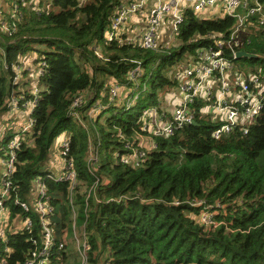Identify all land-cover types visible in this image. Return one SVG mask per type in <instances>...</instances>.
Returning a JSON list of instances; mask_svg holds the SVG:
<instances>
[{"label":"trees","instance_id":"1","mask_svg":"<svg viewBox=\"0 0 264 264\" xmlns=\"http://www.w3.org/2000/svg\"><path fill=\"white\" fill-rule=\"evenodd\" d=\"M47 1L49 8L39 16L24 9V21L0 53L2 114L12 89V73L4 69V63L9 66L19 55L36 50L30 47L33 43L46 46L44 51H35L44 56L47 68L40 80L44 91L33 113L32 146L23 145L17 155L13 180L19 192L28 193L32 181L43 174L56 137L68 133L70 155L81 182L74 196L77 224L86 221L89 264H264V108L246 135L236 129L214 140L211 135L218 125L195 118L196 126H183L169 138H157L156 149L139 168L120 164L112 155L123 148L117 131L132 139L138 112L157 105L158 97L173 86L168 77L172 67L186 54L209 46L210 40L192 42L194 37L228 33L234 19H201L187 9L177 37L180 45L157 53L116 41L103 45L110 18L125 0ZM247 37L250 44L240 49L257 58L236 60V66L243 74L264 78V27ZM93 45L100 46L106 61L94 56ZM134 60L142 61L150 93L139 107L126 112L109 109L94 123L101 137V175L107 183H99L95 194L101 203L91 198L85 215L83 189L92 185L93 178L86 172L87 135L68 116L72 97L86 90L100 91L110 77L122 81ZM84 64H89L90 72L81 67ZM105 113L110 115L102 119ZM47 186L59 238L60 230L71 223L66 185L48 181ZM192 202L214 208L216 228L195 221L200 207H192ZM8 237L12 249L8 264L23 261L31 249L29 236ZM74 254L54 250L51 262L79 264Z\"/></svg>","mask_w":264,"mask_h":264},{"label":"built area","instance_id":"2","mask_svg":"<svg viewBox=\"0 0 264 264\" xmlns=\"http://www.w3.org/2000/svg\"><path fill=\"white\" fill-rule=\"evenodd\" d=\"M7 1L8 10L0 12L1 54L3 45L9 43L24 21V9L39 16L50 5L47 0ZM187 9L201 19L230 17L234 19V26L225 34L194 37L192 42L210 40L209 46L186 54L179 64L172 67L168 77L173 86L158 97L157 105L145 106L138 112L137 131L132 139H126L120 130L117 131L116 138L123 148L112 155L120 164L141 167L156 149L157 138L173 136L195 118H206L218 125L211 135L214 140H220L236 129L246 135L264 108V78L240 72L235 57L244 44H250L247 36L252 30L264 27V4L259 0H125L110 18L102 43L108 46L116 41L131 48L157 53L177 48L180 45L177 37L184 20L183 12ZM212 10L216 11L213 15ZM167 29L172 45L165 43L161 37ZM91 50L96 58L105 60L97 45H93ZM131 63L132 67L122 81L110 77L104 80L100 91L86 90L72 97L68 116L87 135L86 172L93 178L92 185L85 187L82 194L85 215L91 198L96 204L101 203L95 194L99 183H107L101 175V137L94 123L109 109L126 112L139 107L147 90L149 82L142 61ZM8 68L12 73V89L5 100V112L0 114V264H8L7 258L12 253L8 236L17 233L29 236L31 249L23 261L14 264H52L54 250L69 249L67 233L71 236L70 251L78 254L79 264H89L86 221L81 226L77 224L74 196L81 182L70 155L71 135L61 133L56 137L51 150L55 155L51 161L55 172L43 171L42 175L36 176L27 194L23 196L13 180L18 152L23 145L32 146L33 143L36 123L33 113L44 91L40 80L46 73L47 63L44 56L31 51L19 55L9 66L4 63V69ZM48 181L66 185L65 205L70 211L71 223L60 230L59 242ZM190 205L200 207L195 216L200 226L209 229L217 227L212 206L202 202ZM14 209L20 210V213H13Z\"/></svg>","mask_w":264,"mask_h":264},{"label":"rangeland","instance_id":"3","mask_svg":"<svg viewBox=\"0 0 264 264\" xmlns=\"http://www.w3.org/2000/svg\"><path fill=\"white\" fill-rule=\"evenodd\" d=\"M7 10H8V1H7V0H6V1H1V0H0V12L3 13V12H5V11H7ZM215 12H216V11H215ZM208 16H209V15H208ZM209 17H213V16H209ZM165 43H167V44L170 43V45L173 44L172 41L170 42L169 38L167 39V41H165ZM30 47L33 48V49H36V50H34V51H44V50H46V48H45L46 46H45V45H42V44H39V43H33V44L30 45ZM99 48H100V46H99ZM81 67L84 68L85 71L90 72V70H89V64H84L83 66L81 65ZM7 82H8V78H7ZM148 93H150V87H149V84H148V86H147V90H146V92L142 95V99H141L142 102L147 98ZM109 115H110V114L105 113V115L103 116L102 119L107 118ZM53 159H55V155H54V153H51V152H50V153H49V156H48V158H47V161L45 162L44 166H43L42 169H41V172H43V171H51V172H53V173L55 172L56 168L51 164V161H52ZM83 190H84V189H83ZM29 204H30V202H29ZM30 206H31V204H30ZM70 237H71L70 234L67 233V235H66V238L68 239L67 243H68V245H70V246L68 247V248H69L68 251H70V250L72 249V244L70 243V242H71V241H70ZM74 255L77 256V260H78V263H79V257H78V254L75 252Z\"/></svg>","mask_w":264,"mask_h":264},{"label":"water","instance_id":"4","mask_svg":"<svg viewBox=\"0 0 264 264\" xmlns=\"http://www.w3.org/2000/svg\"><path fill=\"white\" fill-rule=\"evenodd\" d=\"M235 57H236L237 60H240V59H255V58H257L256 55L250 54V53H247V52H244V51H238L235 54ZM190 125L196 126L197 123L195 121H193L192 123H190Z\"/></svg>","mask_w":264,"mask_h":264},{"label":"crops","instance_id":"5","mask_svg":"<svg viewBox=\"0 0 264 264\" xmlns=\"http://www.w3.org/2000/svg\"><path fill=\"white\" fill-rule=\"evenodd\" d=\"M214 13H215V10H212L211 11V14L213 15ZM161 37H162L163 40L167 41V39L169 38L168 29L167 30H164V35H163V33H161Z\"/></svg>","mask_w":264,"mask_h":264},{"label":"bare ground","instance_id":"6","mask_svg":"<svg viewBox=\"0 0 264 264\" xmlns=\"http://www.w3.org/2000/svg\"><path fill=\"white\" fill-rule=\"evenodd\" d=\"M216 221V220H215Z\"/></svg>","mask_w":264,"mask_h":264}]
</instances>
